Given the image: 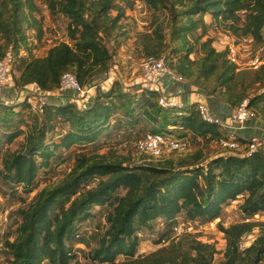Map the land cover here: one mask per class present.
Here are the masks:
<instances>
[{
	"label": "trees",
	"instance_id": "trees-1",
	"mask_svg": "<svg viewBox=\"0 0 264 264\" xmlns=\"http://www.w3.org/2000/svg\"><path fill=\"white\" fill-rule=\"evenodd\" d=\"M43 1L51 15L68 19L70 41L52 46L43 56L19 57V74L13 76L15 88L11 90L16 93L14 89L22 91L34 84L40 91L51 94L43 111L33 108L27 100L16 102L19 100L15 95L8 97L10 90L1 88L7 94L0 100V144L23 137L2 158V181L11 189L12 197L18 195V186L27 194L37 190L29 202L23 199L14 221L15 235L4 240L9 260L3 264L77 263L79 254L74 243L78 240L80 243L78 229L96 216L93 206L107 210V226L86 255L91 263L213 264L216 249L212 244L192 236L173 237V232L179 235L171 224L182 222L187 226L197 220L214 221L220 218L223 207L233 202L240 203L245 218L221 226L226 249L220 264H261L264 222L255 220V216L264 212L263 148L252 157H241L224 147L218 152L224 154L211 156L201 149L192 151L188 134L217 142L225 136L218 125L207 124L202 119L196 102L183 107L192 108L191 111L179 114L181 108H163L158 94L144 91L140 97L137 91L126 92L119 81H113L109 88L98 87L83 106L73 100L78 92L67 90L56 95L66 72L75 74L79 83L87 86L102 80L110 71L114 55L107 42L119 45L124 34L125 10L132 3L129 0ZM143 1L155 12L166 15L165 26L162 21L154 32L156 38L143 34L145 56L164 58L169 67L171 64L170 69L184 79L193 78L196 62L205 66L206 77L220 70L213 91L225 87L224 96L220 97L233 108L250 98V106L256 111L253 119L261 123L258 108L264 103V94L231 95L236 86L237 66L228 59V50L217 51L212 39L205 38L208 24L204 18L210 15L233 34L250 36L264 47V0ZM38 12L36 0H0V59L10 53L19 56L21 47H28L24 24L40 31L35 17ZM198 50L204 55L193 60L191 57ZM170 55L177 57L175 64ZM251 82H258L260 89H264V63L253 71ZM195 83L180 84L188 89ZM5 100L11 103L5 104ZM142 121L146 128L137 140L148 133L162 134L188 140L190 150L174 151L162 157L137 151L156 162L136 165L129 156L114 151L100 153V147L88 149L102 136H110L122 128L136 129ZM239 140L242 144L247 142L240 136ZM64 149H71L69 155H63ZM71 158L75 165L62 179L41 189L34 186L41 167L50 171L54 165ZM180 216L182 220L178 219ZM155 221L166 226L155 242L162 246L140 254L139 247L144 242L141 232ZM256 228L259 234L242 247L244 236L252 235Z\"/></svg>",
	"mask_w": 264,
	"mask_h": 264
},
{
	"label": "rangeland",
	"instance_id": "rangeland-1",
	"mask_svg": "<svg viewBox=\"0 0 264 264\" xmlns=\"http://www.w3.org/2000/svg\"><path fill=\"white\" fill-rule=\"evenodd\" d=\"M36 1L39 12L35 14V17L37 19V26H39L40 31L37 28H30L27 24H24V32L27 36L28 47H21L19 56L10 53L9 62L13 76H18L19 74L18 60L20 56H43L47 54L48 50L52 46L60 42L70 41L67 33V25L69 22L68 19L62 15H51L48 6L43 0ZM129 2L132 3V7H127L125 10L126 15L122 20V24L124 26L122 31L124 34L119 39V45L114 46L113 41L111 43L107 42L114 55L109 72L117 75L118 80L116 81H119L122 87L126 86V92L128 90L129 92L137 91L135 93L141 97L143 96L144 91L140 92V89H136V86L143 77L142 66L146 57V54L143 51V34H150L152 39L156 38L154 32L157 30L158 25H160L162 21L164 22L165 26L166 15L160 12H155L153 9L148 7L143 0H129ZM115 14L116 12H113V15ZM204 20L206 24H208V31L205 38L212 39L213 46L216 48V50L220 52L228 50L227 57L230 61V53L234 51L237 54V62L231 61V63L236 64L237 66L235 71L237 72V75L234 81L236 82V86L233 88V91H230L231 95L235 97L239 94L241 95L247 93V95L253 97L263 96L264 89H260V84L258 82H251L253 79V71L257 70V68H254L251 65V62L259 59L261 64L264 63L263 45L257 44L254 38L250 36H237L233 34L230 30L225 29L222 24L212 19L210 15H206ZM40 33L41 37L38 38ZM198 52V54L192 55L191 58L193 60H198L204 55V52L199 50ZM170 56L173 58V63L175 64L177 62V57H173V55ZM205 70V66L196 62L194 65L195 75H193V78H185L182 80V82L192 81L194 83V81H196V83L192 85L193 90L200 93L207 92L208 95L211 96L210 106L213 112L220 114L222 117H226V115H230L229 112L232 111L233 107L230 106L226 100L220 97L224 96L223 93L225 91V87L219 86L215 90L216 92L213 91V89H215L214 86L217 82L216 78L219 76L220 70L216 69L214 72L212 71L208 77L205 75ZM180 83H177V89H179L181 86H184ZM105 85V80H102L99 84L100 87ZM13 88L15 87L12 85L8 88L3 87L2 89L11 90ZM19 90L20 89H16V91ZM212 93L214 95H211ZM226 94L228 95V92H226ZM227 95L226 98H228ZM73 100L84 103L85 98L77 94V97H74ZM185 102L187 103L186 105L189 104V101L185 100ZM220 103L222 106H220ZM191 109L192 108L186 107L181 108L180 110L182 111L181 113H184L186 110L191 111ZM16 111H23V109L21 110V108H16ZM258 111L264 128V103L259 106ZM23 112L26 113V111ZM207 124L205 123V125ZM22 126L24 128V125ZM145 128V123L143 121L136 129L122 128L121 130L112 132L110 136H102L96 144L89 145L88 149L92 150L95 147H100L98 150L100 153L114 151L117 152V154L129 156L132 158L131 162L136 165L143 164L145 162L155 163L156 160H151L152 158L137 152L135 148V142L143 135L142 129ZM220 130L222 129L220 128ZM256 131L257 132L255 133H258L260 131H264V129H256ZM56 132H58V129H56ZM236 132L238 133V130ZM244 133L245 131H240V134ZM50 134L51 132H49V135ZM54 137L55 140H59L57 133L54 134ZM22 138L23 137L20 136L19 138L12 141V143L3 141L2 144H0V264L6 263L9 260V255L7 254L4 240L9 235L11 236V239L15 235L14 221L18 218L20 208L24 204L23 199H26V201L29 202L37 191L34 190L32 193L27 194L23 188L18 186V195L12 197L11 189L8 190L7 184L2 181V158L8 149H15L21 142ZM187 139L190 141L192 151L201 149L207 156L224 154V152L218 153L221 150V146L215 139H204L200 137L194 138L193 135L190 134L187 135ZM71 149H64L63 155H69ZM74 162V158H71L61 165H54L50 171H48L47 168L41 167L34 181V186H36L37 189H41L45 185L62 179L65 174L69 172L75 165ZM239 204V202H233L231 205L224 206L220 218L214 220L212 223L204 222L202 224L197 220L196 222L185 227V234L183 233L182 235L176 236L173 232L172 236L176 238L192 236L193 238L212 244L216 249L213 264H220L224 260V252L226 249L225 234L222 231L221 226L227 227L231 224L242 222L244 220L245 217L239 208ZM92 210L96 216L88 219L84 225L78 229L81 239L80 243H78L79 240L74 243V248L78 251L79 260L74 264H94L88 260L86 255L89 253L90 249L96 245L98 235L107 226L105 218V213L107 210L105 209L103 211L99 206H93ZM178 219L182 220V217L180 216ZM255 220L264 222V212L256 215ZM176 224L177 222H174L171 224V226H175ZM201 224L202 226H200ZM162 227L163 226L161 224H158V222L155 221L152 223V227H146V229L144 228V230H142L141 236H143L142 239L144 242H142L139 247L140 254L152 252L162 246L155 243L158 240L160 234L166 230V226L163 228ZM257 234H259L258 228L255 229V233H252L249 238L245 239L247 241L245 247L248 246L247 244L250 243V241L256 237ZM261 264H264V261Z\"/></svg>",
	"mask_w": 264,
	"mask_h": 264
},
{
	"label": "built area",
	"instance_id": "built-area-1",
	"mask_svg": "<svg viewBox=\"0 0 264 264\" xmlns=\"http://www.w3.org/2000/svg\"><path fill=\"white\" fill-rule=\"evenodd\" d=\"M229 56L231 61L237 62V54L234 51L231 52ZM260 64L261 62L259 59L251 62V65L254 68H258ZM142 72L143 77L138 82L136 89L158 94L159 104L165 109L173 107L183 108L186 106L180 97L167 92L166 87L163 84L162 78L166 74H168L175 81L182 82L184 79L169 68L167 61L164 58H157L155 56L145 57ZM102 80H105L106 85L101 87L109 88L111 83L118 80V78L116 74L108 72L104 75ZM102 80H95L87 86H82L75 74L66 72L62 76L60 88L55 92V94L60 95L67 90L78 92L79 95L85 98L84 103L78 102L83 106L86 103V99L95 95ZM12 85L15 87V79L11 72L8 55V57L0 59V89L3 87L8 88ZM124 88H126V86ZM14 90L16 92V100H19L16 102L27 100L33 105V108H39L41 111H43L44 106L48 102V95H51L47 92L40 91L34 85L31 88H28L27 86L22 91H16V89ZM125 90H127V88ZM10 103V101L5 100V104L8 105ZM196 103L202 119L206 123L218 125L225 134V136L218 140L221 147L228 148L234 153L237 152L236 154L241 157H252L263 148L262 142L258 139L247 140L245 144H242L239 140V135L235 131L237 127L240 128L247 120L255 117L256 111L250 106V98H245L226 119L220 118L213 112L208 100L205 99V97L201 98ZM178 113L181 114V112ZM135 148L137 151L149 153L155 157H162L174 151L185 152L190 150L189 142L186 139H173L162 134L154 133H148L144 137L137 140L135 142ZM212 222L213 221H211V223ZM201 223L203 224V222ZM202 224L200 226H202ZM185 227H187L186 224L182 222L177 223L174 226L176 234L180 235L184 233L186 229ZM249 237L250 235L244 236V239ZM246 243V240L243 241L241 246L245 247ZM247 245H249V243Z\"/></svg>",
	"mask_w": 264,
	"mask_h": 264
},
{
	"label": "crops",
	"instance_id": "crops-1",
	"mask_svg": "<svg viewBox=\"0 0 264 264\" xmlns=\"http://www.w3.org/2000/svg\"><path fill=\"white\" fill-rule=\"evenodd\" d=\"M162 81H163L164 86L166 87L167 92H169V90H170L169 93H172L173 95L180 97L185 104H187L185 102V100L189 101V104H191V103L197 102L198 100H200L203 97H205V99H207L209 104H210L211 96L207 95L206 93L197 92V91L193 90V87L187 89V88L181 86V87H179V89H177L178 84L168 74L163 76ZM33 85L34 84L28 85V88L33 87ZM6 92H7L6 90L0 89V100H3V98L6 97V94H7ZM9 92H8V97L11 96V98H13L15 95L14 91L10 90ZM11 93H12V95H11ZM220 106H222L221 103H220ZM234 109L235 108H233L232 111L229 112L230 115ZM215 114L222 119H226L230 116V115H228V116L226 115V117H222L220 114H217V113H215ZM261 123L257 122L255 119L252 118L250 120H247L240 128L237 127L235 129V131L238 130L237 134L240 137H242L243 139H246V140L258 139L264 145V131H260L258 133H255V132H257L256 129H258V130L264 129L263 124H261ZM240 131H245V133L240 134Z\"/></svg>",
	"mask_w": 264,
	"mask_h": 264
}]
</instances>
